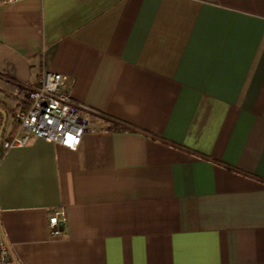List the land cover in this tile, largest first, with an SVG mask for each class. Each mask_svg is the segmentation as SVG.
<instances>
[{
	"label": "crops",
	"instance_id": "crops-1",
	"mask_svg": "<svg viewBox=\"0 0 264 264\" xmlns=\"http://www.w3.org/2000/svg\"><path fill=\"white\" fill-rule=\"evenodd\" d=\"M47 69L89 127L0 159L18 264H264V0L0 3L5 137Z\"/></svg>",
	"mask_w": 264,
	"mask_h": 264
},
{
	"label": "built area",
	"instance_id": "built-area-1",
	"mask_svg": "<svg viewBox=\"0 0 264 264\" xmlns=\"http://www.w3.org/2000/svg\"><path fill=\"white\" fill-rule=\"evenodd\" d=\"M16 1L20 0H0V3ZM81 107L72 99L66 77L53 70H44L38 84L28 92L27 107L13 113L17 124L15 131L9 137L0 138V159L9 148L24 145L31 137L76 149L89 127L88 120L81 114ZM64 217L63 209H53L48 218L51 234L60 233L57 223ZM0 264H18L1 226Z\"/></svg>",
	"mask_w": 264,
	"mask_h": 264
},
{
	"label": "rangeland",
	"instance_id": "rangeland-1",
	"mask_svg": "<svg viewBox=\"0 0 264 264\" xmlns=\"http://www.w3.org/2000/svg\"><path fill=\"white\" fill-rule=\"evenodd\" d=\"M4 88L6 89V87H4ZM0 97L2 99H4V103H1V105L6 110V112L8 114V122H7V125H8L11 121V118H12L11 114H12V110L14 108L15 102H14L13 98H11V97H6L5 95H1Z\"/></svg>",
	"mask_w": 264,
	"mask_h": 264
},
{
	"label": "trees",
	"instance_id": "trees-1",
	"mask_svg": "<svg viewBox=\"0 0 264 264\" xmlns=\"http://www.w3.org/2000/svg\"><path fill=\"white\" fill-rule=\"evenodd\" d=\"M19 92H22L23 94H24V97L23 98H21V102L23 103V106L21 107L22 109H25L26 107H27V105H28V90L27 89H20V91ZM27 99V100H26ZM19 106H21V104L19 103L18 104ZM1 115H0V122H1ZM16 126H17V124H15V127L13 128V130L10 132V134L8 135V136H10L14 131H15V129H16ZM8 136H6V137H8ZM1 137H5V133H3L2 134V136Z\"/></svg>",
	"mask_w": 264,
	"mask_h": 264
},
{
	"label": "water",
	"instance_id": "water-1",
	"mask_svg": "<svg viewBox=\"0 0 264 264\" xmlns=\"http://www.w3.org/2000/svg\"><path fill=\"white\" fill-rule=\"evenodd\" d=\"M0 115H1V122H0V138L4 132V127H5V123H6V119H7V113L5 111V109H3L2 107H0Z\"/></svg>",
	"mask_w": 264,
	"mask_h": 264
}]
</instances>
